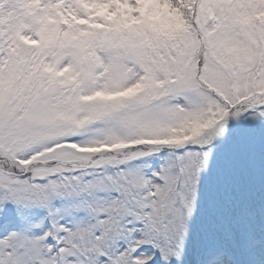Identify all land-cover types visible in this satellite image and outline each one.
<instances>
[{"label":"snow or ice","instance_id":"snow-or-ice-1","mask_svg":"<svg viewBox=\"0 0 264 264\" xmlns=\"http://www.w3.org/2000/svg\"><path fill=\"white\" fill-rule=\"evenodd\" d=\"M9 206L0 264H264V0H0Z\"/></svg>","mask_w":264,"mask_h":264},{"label":"rangeland","instance_id":"rangeland-1","mask_svg":"<svg viewBox=\"0 0 264 264\" xmlns=\"http://www.w3.org/2000/svg\"><path fill=\"white\" fill-rule=\"evenodd\" d=\"M15 218H16V211L12 206L8 207L6 213L0 214V222L7 223L9 221L15 220Z\"/></svg>","mask_w":264,"mask_h":264}]
</instances>
